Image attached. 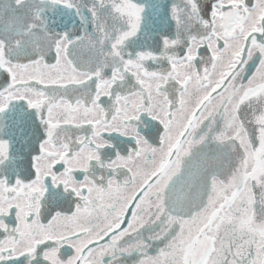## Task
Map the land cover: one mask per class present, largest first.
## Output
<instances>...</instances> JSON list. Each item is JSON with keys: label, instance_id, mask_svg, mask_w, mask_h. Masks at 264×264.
<instances>
[{"label": "snow or ice", "instance_id": "obj_1", "mask_svg": "<svg viewBox=\"0 0 264 264\" xmlns=\"http://www.w3.org/2000/svg\"><path fill=\"white\" fill-rule=\"evenodd\" d=\"M0 264H264V0H0Z\"/></svg>", "mask_w": 264, "mask_h": 264}]
</instances>
